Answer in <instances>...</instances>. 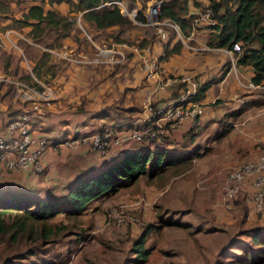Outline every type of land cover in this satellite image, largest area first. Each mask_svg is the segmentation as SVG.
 <instances>
[{
    "label": "rangeland",
    "instance_id": "rangeland-1",
    "mask_svg": "<svg viewBox=\"0 0 264 264\" xmlns=\"http://www.w3.org/2000/svg\"><path fill=\"white\" fill-rule=\"evenodd\" d=\"M30 1L34 0L24 1L23 6ZM124 1L125 7L129 10H136L137 15L140 9L143 16L149 7L158 0H138V3H130L128 0ZM163 1L165 0H161V3ZM188 2L189 14L194 16L191 21L190 32H199L205 29L206 26H203V19L197 22L196 19H199L203 12L209 8V0H197L201 5L200 8L194 7L190 0ZM68 6L65 4L62 9L66 11ZM14 16L17 17V15ZM75 18L77 26L82 28L80 15ZM127 18L130 20L129 17ZM160 20L164 19L160 18ZM7 22L0 20V26L6 25ZM200 23H202V26H199ZM165 30L167 32L166 43L173 37V41L179 40L181 42V39L177 38V33L183 37L179 30L177 32L168 26L165 27ZM19 31L18 33L16 32V39L9 36L10 42L4 36H0V61L5 63V59L10 60V57H12L22 63L23 67H26V65L32 64L31 58L36 60L40 57V51L43 47L32 44L30 38H28V42L33 47L29 49V55L26 58L21 53L17 40L24 37L27 31H22L23 33ZM115 32V30L108 29L97 34L96 40L108 46L115 43L112 37ZM88 37V40L92 41L91 37ZM121 37L129 48L140 46V43H142L141 46H144L150 42H161L156 33V28L134 23L132 29ZM46 39L51 40V38ZM96 40L93 42L97 43ZM62 50V48H59L48 51V58L50 59L48 61L53 64V69L52 71L47 69L49 65L42 67L51 72H47V75L40 79L44 86L50 87L58 95L56 104L63 99L59 95H64L66 92L64 91L65 87L67 86L68 89L73 80L72 75H67V72L71 73L70 66H66V64L61 62L63 60L67 61L61 54ZM85 52H88L86 55L92 53L90 50ZM135 56L131 55L129 57L126 55L124 62L113 65L100 63L101 65H91L92 67L88 65L81 66V72L88 79L83 88L78 87L76 89L75 86L69 88L73 89V94L70 95L72 102L68 106L66 105L68 108L72 105L71 108L74 107L75 111L81 110V119L74 120L77 122V126L76 123L72 127L68 126L70 129L67 131L68 135H73L74 130H76L78 135L74 138L67 137L64 140H58L57 143L55 142L54 147L58 153L57 156H59V151L61 150L60 152L67 159V165L62 166L60 169V184L64 182V176L66 177L65 180L69 177L68 170L64 172V169L69 166V154L75 157L79 156L78 151H86L87 158L84 159L86 162L106 163L108 161L110 157L100 154L99 159L92 152L93 137L100 134L98 128L102 127L103 130L111 126L115 131H119L125 129L126 122H133L142 114L143 110L139 102L147 81L146 79L144 81L140 75L139 61L133 58ZM22 65L20 64L21 70L17 77H22L23 80L29 82L30 78H25L26 72H29L28 68L24 70ZM64 68L65 70H63ZM92 72H95L96 82L95 78L91 76ZM187 73L198 78L201 85L204 74H196L191 71L181 74ZM210 73L212 74V72ZM33 74L35 75V73ZM110 87L114 97H112V101L108 102L109 97H107L106 91ZM251 91L257 94L253 101L257 100L258 103H264L263 90ZM65 98L67 99V95ZM129 100L133 105L138 104L137 107H134V113L126 112V104H131ZM130 107L133 108V106ZM38 117V115L30 116L34 120L33 123H31L29 118L32 132L33 130L44 131L40 121L45 116L40 117V119ZM216 122V118L206 123L204 120L205 125L203 126L202 124L198 130H195L197 133L193 139L183 140L182 143L176 142L180 155L192 154L194 156L185 171L178 175H171L166 180H160L159 177H157L158 179L149 180L143 177L133 186L122 189L116 195L93 202L89 206L87 213L76 221L79 227L87 228L86 235L78 241L74 235H63L48 246L42 247L39 253L42 256H46L45 258L47 259L46 263L43 264H49L50 262H54V264H138L135 263L137 259L134 254L135 243L137 244L147 225L150 229L145 234L144 247L148 249L149 253L147 261L141 264H235L229 254V252H233L231 249L234 246L231 245L232 242L235 240H242V242L247 240L249 242L244 235L245 230H249L254 226L264 225V207L261 212H256L254 209L248 181H245L246 185H243L240 193L236 196L237 200L231 202L230 208H226L221 204L220 187L227 173L233 168H239L254 161V159L231 166L221 176L218 173H214L213 171L217 170V168L219 169L222 165L219 162L224 158L220 153L210 151L204 155H199V153L202 154L206 146L213 143V140H211L212 135L219 128H222L221 123H219V127ZM60 126L64 127L65 125L60 123ZM79 128L81 129L77 130ZM80 134L81 136H79ZM73 139L79 141L85 139V142L72 144L70 141ZM172 141L175 142L173 139ZM215 145L216 142L211 147H215ZM138 146L140 147L141 145L131 144L127 148ZM263 153L264 148L260 155ZM116 158L118 156L114 159ZM74 166L73 169H76L75 163ZM191 167L193 168L190 172ZM99 168L102 167L100 166ZM96 171L97 169L94 172ZM170 223L172 225H169ZM2 259H4V256L0 258V262Z\"/></svg>",
    "mask_w": 264,
    "mask_h": 264
},
{
    "label": "trees",
    "instance_id": "trees-1",
    "mask_svg": "<svg viewBox=\"0 0 264 264\" xmlns=\"http://www.w3.org/2000/svg\"><path fill=\"white\" fill-rule=\"evenodd\" d=\"M24 1L26 0H0V20L8 21L3 31L18 32L29 28L24 37L30 38L32 44L47 49H59L62 41L70 38L78 50V52L74 50L75 54L81 51H92L93 46L87 36L94 41L97 34L112 29L116 31L112 36L113 41L119 44L124 42L121 36L133 27L131 20L122 15L116 5L108 4L124 0H34L26 2L27 4L23 6ZM128 1L138 3V0ZM188 1L165 0L161 3L160 18L168 19L176 24L183 37L189 36L191 21L194 18L189 14ZM190 1L194 7H201L197 0ZM63 4L69 5L66 14L54 8L55 5ZM208 6L212 12L211 18L215 21L214 25L207 27L211 30L207 37L208 47L231 51L233 44L238 43L240 52H234L236 64L250 66L253 70L250 81L256 85H264V0H209ZM15 13H18L17 17L14 16ZM77 15H80L82 28L76 24ZM137 19H144L140 9ZM173 38L164 46L161 60L180 53L182 44L179 40L174 41L170 46ZM97 43L103 45L98 41ZM32 44L23 38L17 40V45L26 58L29 55V49L33 47ZM40 53V57L30 68L37 77L40 76L39 69L46 66L49 57V52L43 49ZM61 62L70 64L64 60ZM227 67L229 68V63L224 65L225 69L219 78L201 84L192 100L200 102L210 85L217 83L223 77ZM47 69L52 71L53 64L47 66ZM27 77H29L28 74ZM259 104L264 105L260 102ZM249 107H251L250 103L233 112V115L238 116ZM134 109V107L130 108L128 112L134 113ZM19 110L11 112L5 123H0V129L6 122L17 118ZM225 130L224 133L227 132ZM101 131L102 127L98 128V132ZM172 132H168L162 138L151 140L143 146L120 151L118 158L105 163L96 172L92 169L82 171L61 194L42 192L41 189L35 188L23 190L18 186L0 187V258L4 256L0 264L46 263V256L39 253L42 247L48 246L63 235H74L77 241L86 235L87 228L79 227L76 221L87 213L93 202L116 195L122 189L133 186L143 177L149 180L157 177L160 180H166L171 175H178L185 171L194 156L180 155L177 147L168 148ZM76 133L78 132L74 130L73 135L69 137H76L78 135ZM188 133L189 140L196 134L195 130H189ZM66 135L68 134L65 133L56 138V141L67 139ZM46 139L49 142L47 149L56 142L48 137ZM44 170L39 174L26 172L39 177ZM236 200V198L233 199V202ZM149 229L148 225L145 226L144 233L137 244L135 243L134 254L137 257L135 263L141 264L147 261L149 252L144 247V242L145 234ZM244 235L249 242L235 240L231 244L234 245L231 247L233 252L229 254L235 264H264V225L251 227L245 230Z\"/></svg>",
    "mask_w": 264,
    "mask_h": 264
},
{
    "label": "crops",
    "instance_id": "crops-1",
    "mask_svg": "<svg viewBox=\"0 0 264 264\" xmlns=\"http://www.w3.org/2000/svg\"><path fill=\"white\" fill-rule=\"evenodd\" d=\"M62 7H64V4L54 6V8L60 13L66 14L67 10L64 11ZM14 15L18 16V13H15ZM0 27H2V30L0 29V36H2V33L4 32V26ZM29 30V28H25L21 29L20 31L22 32ZM10 31V36L16 39L15 32L17 31ZM210 31L211 30H209L208 28H205L199 32H192L187 38L181 40L182 48L180 53L172 55L165 60H161L160 58L163 56L164 46L166 44H162V42L159 41L150 42L144 46H137L138 52H134L132 49H127L126 53H128L127 55L129 57L131 55H136L133 58L139 61L138 68L140 71V75L144 81V72L140 63L141 53H146L157 58L160 69L164 74H181L188 71H191L196 74H204L205 76L201 84L219 78L220 75L223 73V69H225L224 65L229 63V68L227 67V71L224 73L223 77L217 83L210 85V87L205 92L204 98L200 101V104L203 107V116L201 118L203 126L207 121H211L213 118H216V123H218V125L219 123H221L222 128H219L218 131L212 135L211 140H213V143L216 142L215 147H211L213 143H210L203 150L202 154L199 153V155H204L209 151L214 153H220V155L224 158L219 162L222 163V165L219 167V169L217 168V170L213 172L218 173L221 176L231 166L239 163H244L245 161H249L252 159L255 160L257 159V156L260 155L261 152H263L264 105L259 104L257 100L253 101V99L257 97V94L245 88L246 84L250 81L253 75L252 68L250 66L237 65L235 62L234 53L232 51L223 48H209L207 46V36H209ZM23 39H25L27 42L29 41L28 38L23 37ZM174 41L170 43V46L173 45ZM61 45L62 46L60 48L64 47L69 50H72L73 52L74 50L78 52V50L76 49V44L70 38L64 39ZM81 53L86 54L88 52L81 51ZM48 60L50 59L48 58ZM35 62L36 60L32 58L31 65H33ZM20 64L22 65V63L18 62L16 58L12 57H10V60L5 59V63H2L0 61V74L18 76L21 70ZM31 65H26V67H23L22 65V67L24 70L28 68V71H31ZM46 65H51L50 61H47ZM67 65H69L71 68V73L67 72V75L73 76V80L70 87L75 86L76 89H78V87L83 88L88 78L81 72L82 67L71 64H66V66ZM39 70V77H37V75H34V72H32L33 77L30 75V71L26 72L25 78H30L28 82L29 84L32 85V79L35 78L40 85H43L40 82V79L44 78V76L47 75V72H51L43 68H40ZM63 70H65V68ZM210 72H212V74ZM27 74L29 77H27ZM91 76L95 78L96 82L95 72H92ZM111 87L106 91V95L107 97H109L108 102L112 101V97H114L111 93ZM46 88L48 89V91L52 92V100L50 101L48 106H43L42 108H40L39 111H33L30 105L28 104L12 102V100L10 99V88L2 84V87L0 89V123H5L10 113L17 109H20L19 115H27L29 116V118L30 116L32 117V115H38L39 119L40 117L45 116V118L40 121V125L44 127V131L33 130L32 133L35 136L44 135L52 139L54 142L56 141V138L67 133V131L70 129L68 125L72 126L76 123L77 126V122H75L74 120L81 119V110L78 109L79 111H75L74 107L71 108L72 105L69 106V108L66 107V105L68 106V104L72 102L70 95L73 94V89H67L66 86L64 89V91H66L64 95H59L62 96L63 99L58 101V103L56 104L55 102L58 99V95L55 94V92L50 87L47 86ZM145 91L146 90L144 88L139 102L140 106L145 96ZM66 95L67 99L65 98ZM174 95L175 93L172 92H163L156 98L157 101L155 102V104H162ZM130 97L131 95L129 96V99ZM129 102L131 104H126V112H128V109L131 108L130 106L137 107L138 105H133L130 100ZM248 103L251 104V107L247 108L238 116L233 115V112H236L242 106L247 105ZM33 122L34 120L31 119V123ZM60 123H63L65 126L61 127ZM225 125H227L226 127L228 128L224 127ZM190 126L191 121L188 119L184 120L181 126L175 131H173L171 136L169 137L170 142L167 145L168 148L176 147V142L182 143L184 139L189 140L188 132L190 130ZM80 129L81 128L77 130ZM224 130L227 132L224 133ZM69 136L70 135H66V137ZM172 139L175 142H173ZM54 147L55 144L52 147H49L41 157L42 162L45 165V170L42 175H40L39 177H35L34 175L29 174L27 172L6 173L2 177H0V187L9 188L12 186H18V188L20 187L23 190H30L32 188H35L41 189L42 192L49 191L61 194L62 191H64L72 183L75 177L78 176L82 171H87L90 169L96 170L100 166L102 167L105 164L100 162L84 161V159L87 158V155L85 154L86 151H78L79 156L75 157H73L72 154H69V166L64 169V172L68 170L69 177H67V179L65 180L66 177L64 176V182L60 184V169L62 166L67 165V159L62 155V152H60L61 150L59 151V156H57L58 153L55 151ZM126 149L128 148L121 147L118 149H114L109 154L103 156L110 157L107 161L109 162L113 160L116 156H118L120 151ZM92 152H94V154L97 155V157H99L100 159V154L95 151ZM94 154L92 153V155ZM80 160L82 161L81 163ZM74 163L77 166L76 169H73L75 167ZM192 168L193 167H191V169L189 170L190 172L192 171Z\"/></svg>",
    "mask_w": 264,
    "mask_h": 264
},
{
    "label": "built area",
    "instance_id": "built-area-1",
    "mask_svg": "<svg viewBox=\"0 0 264 264\" xmlns=\"http://www.w3.org/2000/svg\"><path fill=\"white\" fill-rule=\"evenodd\" d=\"M108 4L116 5L120 13L129 17L134 24L156 28L158 38L163 44L167 42L165 27L168 26L177 32L179 30V27L168 19L160 20L159 18L160 21L158 20L161 0L155 1L149 7L143 15V20L137 19L136 10H129L125 7V1H114ZM211 14L209 7L199 19H196V22L203 19L205 28L214 25L215 21L211 18ZM199 26H202V23ZM10 32V30H6L2 33V36L8 41L10 40ZM177 35L181 40L187 38L182 37L179 33ZM90 42L93 46L90 55L75 54L72 50L64 47L61 54L71 65L97 66L101 65L100 63L113 65L124 62L127 49L138 52L137 47L129 48L124 42L112 43L108 46L98 45L91 40ZM42 49L47 52L53 50L44 47ZM231 51L233 53L240 52V45L238 43L233 44ZM140 63L147 81L146 94L141 102L142 114L133 122H126L125 129L115 131L111 126L103 129L100 134L93 137L92 151L107 155L114 149L129 147L131 144L143 146L151 140L162 138L170 131H175L186 119L191 121L190 130H198L202 126L203 107L200 102L192 100L200 86L198 78L189 73L164 74L157 58L146 53L140 54ZM30 75L33 77L31 71ZM32 80L33 84L31 85L17 76L0 74V89L2 84L6 85L10 88L12 102L28 104L33 111H39L43 106L49 105L53 95L35 78ZM245 88L264 91V85H256L251 81L246 84ZM163 92H172L175 95L162 104H155L156 98ZM131 125L133 126L131 127ZM135 126L138 128H133ZM70 142L72 144L84 143L85 139L80 141L73 139ZM48 144L49 142L44 135L35 136L32 133L29 116L19 115L17 118L6 122L5 126L0 129V177L10 172L42 173L44 163L41 157ZM245 181H248L250 185L251 202L254 209L256 212H261L264 207V153L259 155L256 160L239 168H233L227 173L220 187V202L224 207L230 208L233 199L240 193L243 185H246Z\"/></svg>",
    "mask_w": 264,
    "mask_h": 264
}]
</instances>
